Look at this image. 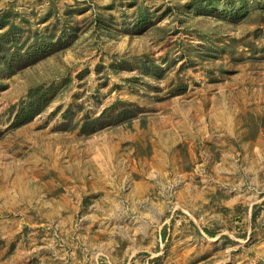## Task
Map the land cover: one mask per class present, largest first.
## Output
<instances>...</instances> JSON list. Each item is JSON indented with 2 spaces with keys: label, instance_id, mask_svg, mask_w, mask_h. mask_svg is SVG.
<instances>
[{
  "label": "rangeland",
  "instance_id": "1",
  "mask_svg": "<svg viewBox=\"0 0 264 264\" xmlns=\"http://www.w3.org/2000/svg\"><path fill=\"white\" fill-rule=\"evenodd\" d=\"M0 264H264V0H0Z\"/></svg>",
  "mask_w": 264,
  "mask_h": 264
}]
</instances>
